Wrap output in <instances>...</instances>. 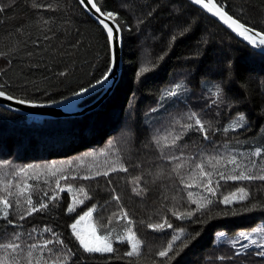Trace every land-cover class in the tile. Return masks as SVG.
<instances>
[{"label": "trees", "instance_id": "obj_1", "mask_svg": "<svg viewBox=\"0 0 264 264\" xmlns=\"http://www.w3.org/2000/svg\"><path fill=\"white\" fill-rule=\"evenodd\" d=\"M213 1L226 4L229 13L239 16L243 22L254 25L258 30L264 29V0ZM96 2L118 10L131 25V31L123 33L118 82L99 106L77 116L33 118L0 107V160L9 161V166L0 168V183L12 179L14 184L18 182L23 186L26 181L30 185L28 194L34 202L45 199L56 190L59 199L54 204L50 203L45 213L33 214L24 231L47 224L64 233L66 240L70 236L67 225L92 204L99 205L93 217L98 232L104 234L109 217L118 214L116 202L111 200L114 187L134 219L135 230L143 242L142 264H152L155 251L165 246L174 232L166 229L164 233H154L147 229V223L160 220L164 215L161 204L172 206L173 196L179 201L182 195L185 207L195 208V205L187 204V192L177 193L176 185L167 175L155 177L164 164L144 145L157 128L163 130L173 117L190 111H195L213 127H220V132L214 137L220 154H224L227 145L237 152L245 151L244 145L249 148L264 145V50L238 39L187 0ZM34 4H51L55 11L33 8ZM4 5L11 7L0 14V51L9 55L0 57V69L3 70L0 83L7 81L11 84L9 92L21 96L24 94L21 86L26 84L30 97L40 103H50L95 84V79L101 74L98 69L104 67L108 53L100 38L98 23L83 10L78 0H0V6ZM148 11H153L152 17L146 16ZM137 19L145 22L137 25ZM44 20H48L47 25H44ZM17 28L22 31L17 33ZM48 28L53 30L48 31ZM184 29L188 30L178 35ZM44 35L49 39L45 40ZM173 36H176L175 40ZM27 52L33 55L29 57ZM160 56L164 58L157 63ZM32 63L38 66L31 67ZM93 66L97 67L94 75ZM142 66L149 71L137 77L136 72ZM64 70H67L66 77H58L57 74ZM175 83L184 86L179 100L165 101V107L161 108V98ZM37 88L41 91L36 92ZM217 88H220L219 93ZM98 95L99 91L92 93L75 107L91 103ZM152 108L157 112H150ZM239 113L245 115L248 130L224 133L223 128L231 129ZM196 136L193 132L184 141L188 145L183 152L185 162L193 153L199 156L202 145ZM101 151L109 160L113 158L110 153H115L128 168L127 173H110L111 187L107 186V177H96L90 181L81 179L84 175H93L96 167L104 165L105 157L92 155ZM175 154L179 156L181 152ZM208 154L216 153L209 151ZM137 164L141 167H136ZM23 165L39 168L28 169L27 177L10 175L13 169ZM49 165L53 167L49 169ZM187 166L185 163V168ZM259 166L258 163L257 170ZM58 169L60 175H56ZM208 170L211 171V167ZM137 175H142V185L149 189L143 199L132 192ZM58 182L63 191L57 188ZM69 184L72 185L71 192L68 191ZM221 185L218 198L241 186L237 182L225 184L223 181ZM81 186L85 187L90 199L77 206L74 213H68L67 206L73 202L72 197L78 195ZM244 186L251 188L254 197L264 200V185L260 182ZM190 190L194 193L193 198L199 199L202 190L195 187ZM165 196L168 197L166 202ZM243 206H248L247 202H233L231 205L217 202L210 211L195 213L198 220L206 223L176 220L169 214L174 229L183 228L185 235L201 232L193 246L186 250L181 264H264V259L251 254L253 249L249 250L248 256L233 257V261L216 259L218 256H230L239 248V245L233 247L231 243L238 231H251L252 227L259 225L264 227L260 214L242 213ZM209 215L211 220H208ZM141 220L145 223L141 224ZM119 226L113 219V229ZM3 227L0 223V228ZM218 232L225 233L224 239L215 241ZM114 248L117 249L116 255L127 250L126 244L114 243ZM82 264H126V261L116 259L114 255L111 260L97 258Z\"/></svg>", "mask_w": 264, "mask_h": 264}, {"label": "snow or ice", "instance_id": "obj_2", "mask_svg": "<svg viewBox=\"0 0 264 264\" xmlns=\"http://www.w3.org/2000/svg\"><path fill=\"white\" fill-rule=\"evenodd\" d=\"M190 2L192 5H198L208 13H211L213 17H217L232 33L242 37L248 44L256 47L264 46V29L258 30L254 25L243 22L239 16L230 14L226 4L215 3L213 0H190ZM79 5L85 12L92 11L96 16L100 38L104 41V46L108 53L104 61V67L98 69L101 73L99 78L95 79V84H89L88 86L89 88H95L97 85L107 82L109 75L114 72L116 55L113 46L118 40L122 41L125 30L131 31V25H128V22L118 10L106 8V5L98 4L96 0H79ZM10 7L11 5L0 6V14H4L5 8ZM32 7L51 12L55 11L51 4H34ZM153 11H148L146 16L152 17ZM242 15L243 9L241 10ZM144 22V20L137 19V25ZM43 23L47 25L48 20H44ZM126 25H128L127 29ZM52 30V28H48V31ZM187 30L184 29L178 35H183ZM21 31L20 28L16 29L17 33ZM44 39L48 40L49 36L44 35ZM172 39L175 40L176 36H173ZM8 55L9 53L0 51V57ZM27 55L31 57L33 53L27 52ZM163 58V56H160L157 59V63ZM30 66L35 68L38 65L32 63ZM155 66L154 64L153 67ZM2 71L0 69V72ZM96 71L97 67L93 66V75ZM148 71L147 67L142 66L136 72V76L140 77L142 73ZM66 75L67 70L60 71L57 74L61 78L66 77ZM11 87L12 85L7 81L0 83V98L5 101H14L17 105L44 106L28 95L26 84L21 86L24 92L21 96H16L9 92L8 89ZM183 87V84L175 83L161 98V108L165 107V101H178ZM40 91L41 89H36V92ZM87 91L88 89L82 87L79 92H74L73 95L78 96ZM216 92L219 93L220 88H217ZM50 103H57V101L53 100ZM231 107L232 105L229 104V108ZM149 111L156 113L157 109L152 108ZM151 123L149 121V126H151ZM248 127L249 124L245 115L239 113L238 119L233 121L231 129L224 127L223 132L247 131ZM220 130L219 126L213 127L210 122L206 123L201 119L195 111H190L180 113L178 117H173L171 123L163 130L157 128L144 145L164 164V167H161L155 173V177L167 175L176 185L177 193L187 192V204L195 205V208L185 207L182 195L179 201H177L176 196H173L172 200L174 203L172 206H167L166 203L161 204V208L164 209V215L160 220L155 223H147V229L154 233H164L166 229H173L174 232L167 244L155 251L152 264H181L186 250L193 246L197 238L201 236L199 231L185 235L183 228L174 229L173 223L169 220V214L175 217L176 220H192L196 223H206L207 221L198 220L195 213L204 214L205 211H210L214 203L217 202L225 205H231L233 202L241 204L247 202L248 206L242 207V213H259V218L264 220V200L260 199L259 196L254 197L251 188L244 186L245 184L252 185L256 182L264 185V159H257L264 158V145L250 148L244 145L246 150L240 152L235 151V148L231 145H227L224 154H220L219 147L214 143V137ZM193 132L197 134L196 140L200 141L202 147L199 149V156L193 153L185 162L183 152L188 145L184 144V141L189 139ZM237 143L239 145V142ZM181 145H183V148ZM230 148L231 150H229ZM177 151H180L181 155L177 156L175 154ZM209 151L216 154L206 155ZM92 155L105 157V163L102 167H96L93 175L81 177L82 180L90 181L96 177H107V186L111 187L110 173L128 172L125 162L115 153H110L113 157L111 160L105 156L104 151L93 153ZM177 161L181 162L177 163ZM212 161H215V164ZM185 163L188 165L187 168H185ZM258 163L260 166L257 170ZM5 166H9V161L7 159L0 160V168ZM33 167L39 168V166L23 165L13 169L10 175L13 177H27L28 169ZM47 167L50 169L53 166L49 165ZM136 167H141V165L137 164ZM208 167H211L212 170H208ZM165 169H167L166 172ZM5 175L9 174L6 173ZM56 175H60L59 169ZM149 175H152V173H149ZM61 179H64L62 175ZM142 179V175H137L134 178L132 192L143 199L144 194L149 189L142 185ZM221 181L225 184L237 182L241 186L235 188L234 191H230L227 195H223L222 198H218L222 187ZM153 182L155 183V179ZM130 183H133V181H130ZM193 187L202 190L199 199L193 198L194 193L190 190ZM29 188L30 185L26 181L23 186L18 182L14 184L12 179H6L3 183H0V223L4 225L3 228H0V254H2L0 255V264H82L84 261L97 258L111 260L114 255L116 259L126 261V264H142L141 257L143 253L141 246L143 242L135 230L134 219L130 217L120 197L115 193L114 187L112 188L111 200L116 202L118 214L114 213L112 217H109L104 234L98 235L95 227L89 226L87 229L79 227L80 223L92 216L99 207L98 204H92L91 207H87V211L83 215L78 216L74 222L67 225L70 230V236L67 240L64 238V233L56 231L54 227L47 224L42 228L36 226L31 227L26 232L24 231L25 224L31 223L33 214L45 213L49 209L50 203L54 204L59 199L58 192L53 190L52 194L46 195L45 199L34 202L32 196L28 194ZM57 188L60 191L64 190L59 182L57 183ZM68 191H72V185L70 184L68 185ZM72 199L73 202L69 203L66 209L68 213H74L77 206L84 205L86 201H89L90 197L85 187L81 186L78 189V195L72 197ZM167 199L168 197L165 196V202ZM233 215H236V213L233 212ZM113 219L120 225L115 229L112 227ZM211 219L212 216L209 215L208 220ZM140 223L144 224L145 222L141 220ZM224 235V232L217 233V236L220 237ZM177 242H179V246H177ZM114 243L126 244L127 250L122 255H116L117 249L114 248ZM231 243L233 247L239 245V248L233 251L230 256L216 257L217 260L233 261V257L244 258L249 255L250 249H253L252 255L264 259V227H252L251 231H238L236 238Z\"/></svg>", "mask_w": 264, "mask_h": 264}, {"label": "water", "instance_id": "obj_3", "mask_svg": "<svg viewBox=\"0 0 264 264\" xmlns=\"http://www.w3.org/2000/svg\"><path fill=\"white\" fill-rule=\"evenodd\" d=\"M187 1L190 2V0H187ZM194 6L201 9L209 17L215 19L218 23H220L222 26L227 28V26L224 25L221 21H219L217 17H213L211 13H208L206 10L200 8L198 5H194ZM86 13L92 19L96 21V16L93 14L92 11H88ZM228 30L231 32L230 29ZM232 34H234L238 39L244 41L242 37L237 36L235 33H232ZM113 48H114L115 55H116V60L114 63V72L109 75V79L107 80V82L103 83L102 85H97L95 88L88 87L86 88L88 89L86 93L80 94L78 96L71 95L65 99L57 101V103H42L44 105L42 107H32L29 105H17L15 104L14 101H5L3 98H0V106L6 109H9L13 112L19 113L21 115L27 116V117L47 118V119L77 116V115L84 114L88 111H91L92 109L99 106L110 95V93L114 89L120 77L121 64H122V41L118 40L114 44ZM259 48L261 50H264V47H259ZM96 91H99V95L91 103L83 107L73 108V106H75L80 100L91 95L92 93Z\"/></svg>", "mask_w": 264, "mask_h": 264}, {"label": "rangeland", "instance_id": "obj_4", "mask_svg": "<svg viewBox=\"0 0 264 264\" xmlns=\"http://www.w3.org/2000/svg\"><path fill=\"white\" fill-rule=\"evenodd\" d=\"M260 47H263V46H260ZM75 106H73V108H74ZM81 215H83V214H81ZM80 215V216H81ZM97 222H96V219L93 217V215L92 216H90L88 219H86L85 221H82L81 223H80V225H79V227L80 228H82V229H87V228H89V226H91V227H95L96 228V230H97V234L98 235H102V234H100L99 232H98V228H97V224H96ZM257 227H262V226H257ZM224 239V236L223 237H220V236H217V233L215 234V241H220V240H223Z\"/></svg>", "mask_w": 264, "mask_h": 264}, {"label": "bare ground", "instance_id": "obj_5", "mask_svg": "<svg viewBox=\"0 0 264 264\" xmlns=\"http://www.w3.org/2000/svg\"><path fill=\"white\" fill-rule=\"evenodd\" d=\"M1 107V106H0ZM2 108H4V107H2ZM6 109V108H5ZM9 110V109H8ZM11 111V110H10Z\"/></svg>", "mask_w": 264, "mask_h": 264}]
</instances>
